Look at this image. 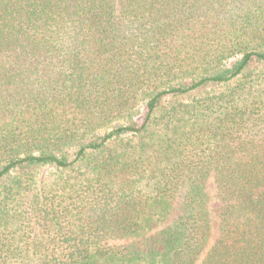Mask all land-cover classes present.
I'll return each instance as SVG.
<instances>
[{
  "label": "trees",
  "instance_id": "obj_1",
  "mask_svg": "<svg viewBox=\"0 0 264 264\" xmlns=\"http://www.w3.org/2000/svg\"><path fill=\"white\" fill-rule=\"evenodd\" d=\"M0 264H264V0H0Z\"/></svg>",
  "mask_w": 264,
  "mask_h": 264
},
{
  "label": "rangeland",
  "instance_id": "obj_2",
  "mask_svg": "<svg viewBox=\"0 0 264 264\" xmlns=\"http://www.w3.org/2000/svg\"><path fill=\"white\" fill-rule=\"evenodd\" d=\"M218 207H219V204L217 203V202H214L213 204H212V209H213V213L216 215L217 214V209H218ZM214 222H215V228L217 227V218H216V216H215V218H214ZM215 235H216V229H215Z\"/></svg>",
  "mask_w": 264,
  "mask_h": 264
}]
</instances>
